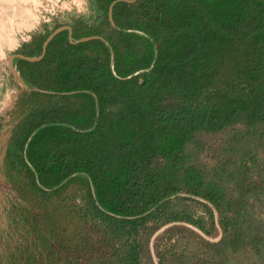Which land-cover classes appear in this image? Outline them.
Masks as SVG:
<instances>
[{"label":"trees","instance_id":"obj_1","mask_svg":"<svg viewBox=\"0 0 264 264\" xmlns=\"http://www.w3.org/2000/svg\"><path fill=\"white\" fill-rule=\"evenodd\" d=\"M98 1L101 22L77 20L73 36L104 40L58 35L40 62L22 61L70 102L31 112L21 146L29 139L32 179L54 188L88 177L84 217L105 224L99 264H155L149 243L168 225L157 264H264V0H122L112 29L118 0Z\"/></svg>","mask_w":264,"mask_h":264},{"label":"rangeland","instance_id":"obj_2","mask_svg":"<svg viewBox=\"0 0 264 264\" xmlns=\"http://www.w3.org/2000/svg\"><path fill=\"white\" fill-rule=\"evenodd\" d=\"M38 1L34 5L30 0H0V22L8 26L12 21L20 41L13 48H6V59L1 60L0 67V264H99L101 250L96 251L99 250L98 239L101 237L99 231L105 229V224L96 214L87 219L84 217L86 211H92L89 195L92 185L88 177L74 175V181L46 188L30 175L29 169H34L27 156L29 139L24 148L21 144L31 128V112L54 106L67 109L70 102L57 97L67 96L66 93L57 94L39 88L36 82L29 79L22 61L38 63L45 57L48 48L44 53L45 42L36 55L29 57L26 53L35 50L39 38L48 31H51L50 36L56 30L65 28L58 35L66 36L69 42L71 35L73 41H78L73 36L76 21L98 24L104 14L98 0ZM115 4L111 3L107 11L110 29L116 26L113 16ZM15 12L21 17H14ZM32 13L38 16L39 23L33 28L21 25L18 29L21 22H33ZM68 27L72 30L71 34ZM18 56L35 60L28 61ZM34 93L40 95L32 97L36 102L32 105L28 100ZM48 94L53 96H46ZM21 98L28 102L21 103ZM192 207L197 215H205L201 206ZM175 225L187 227L211 242L218 241L222 235L218 225L212 236L186 223ZM169 226L161 228L150 240L149 251L155 264L157 238ZM134 238L133 234L126 232L123 239L130 244ZM88 243L90 247L87 249ZM122 247L120 240L116 251L118 261L125 254L120 249Z\"/></svg>","mask_w":264,"mask_h":264},{"label":"bare ground","instance_id":"obj_3","mask_svg":"<svg viewBox=\"0 0 264 264\" xmlns=\"http://www.w3.org/2000/svg\"><path fill=\"white\" fill-rule=\"evenodd\" d=\"M30 1L34 5H37L38 2H40L38 0H30ZM16 15H19V17H21V14L18 13V12H15L13 14L14 17ZM32 21L33 22L30 23V24H26V23L23 24V22H21L20 24H18V29L21 27V25L22 26L25 25L27 28H33L37 23H39V18L34 13H32ZM28 22H30V21H28ZM15 26L16 25L14 23H12V21H10V24L8 26L5 25V23L3 21L0 22V67H1V60H5L6 59V48L7 47L13 48L20 42L19 38L17 36V33H16V27Z\"/></svg>","mask_w":264,"mask_h":264},{"label":"water","instance_id":"obj_4","mask_svg":"<svg viewBox=\"0 0 264 264\" xmlns=\"http://www.w3.org/2000/svg\"><path fill=\"white\" fill-rule=\"evenodd\" d=\"M119 1H122V0H118V1H116V2H114V4L115 3H117V2H119ZM63 30H65V28L63 29V28H61V29H58V30H56L54 33H52L47 39H46V41H45V43H44V45H43V49H44V53H45V50H46V48H47V46L49 45V43L60 33V32H62ZM67 30H69L70 31V34H71V32H72V30H71V28H67ZM70 43H72V44H79V43H82V42H86V41H90V40H95V39H99V40H103L102 39V37H98V36H92V37H86V38H82V39H80V40H78V41H73V38H72V36L70 35ZM19 58H21V59H26V60H28V61H33V60H35V59H32V58H25V57H23V56H18ZM16 74V73H15ZM17 75V74H16Z\"/></svg>","mask_w":264,"mask_h":264}]
</instances>
